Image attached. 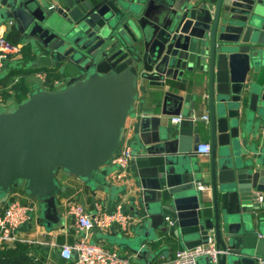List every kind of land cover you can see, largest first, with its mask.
I'll return each mask as SVG.
<instances>
[{
  "label": "water",
  "instance_id": "1",
  "mask_svg": "<svg viewBox=\"0 0 264 264\" xmlns=\"http://www.w3.org/2000/svg\"><path fill=\"white\" fill-rule=\"evenodd\" d=\"M3 4L24 44L66 82L0 111V203L19 189L40 203V221L52 224L66 190L59 172L111 189L109 161L140 87H153L154 107L137 118L142 144L131 161L139 181L135 211L145 224L123 243L148 259L156 237L154 245L178 241L187 249L212 238L224 252L201 264H257L264 256V206L257 202L264 167L255 156L244 159L243 146L260 144L264 125V0ZM198 81L209 89L207 161L191 158L202 117L191 109L179 123L163 119L183 112L177 83Z\"/></svg>",
  "mask_w": 264,
  "mask_h": 264
},
{
  "label": "crops",
  "instance_id": "2",
  "mask_svg": "<svg viewBox=\"0 0 264 264\" xmlns=\"http://www.w3.org/2000/svg\"><path fill=\"white\" fill-rule=\"evenodd\" d=\"M208 1L214 3L216 2V0ZM11 20L14 19L7 15L6 6L3 4V0H0V39L1 37L5 38L7 41L17 45L19 48V52L11 53L9 55L4 67L0 71V107L7 106V108L17 104L14 96L15 94L12 90H10L11 86L7 87L8 85L4 86L3 83H1L2 78L7 76L11 69L23 67L25 70L33 71L32 73L25 75L26 93L28 96L36 91L34 87L37 83H39L36 76L39 72H45L47 74L49 85L52 83L58 85L60 83V87H62L66 82V76L61 73L59 68L48 64L44 60L37 59L41 53L36 54L33 52L34 50L32 47L24 44V40L20 39V34L15 25L10 24ZM23 46H28L29 52H31L32 58L29 61L23 59L24 54L21 52V48ZM50 75H52L53 81H49ZM187 83L188 84L182 82L177 83V85L175 83L180 93L184 96V106L181 114L186 116L192 109V112H194V115L197 117L207 115L208 119H204L205 122L201 123L198 128L195 129V132L200 135L201 143L212 144L211 134L207 123L210 118V108L207 103L209 93L208 85L203 81ZM2 89H6V94L2 91ZM153 102V87H140L139 95L135 103V112L127 119L124 136L121 141L122 144L131 146L134 152H138L142 144L141 135L138 130L139 126L137 125V118L145 111L152 110L154 107ZM193 102H195V107L192 105ZM171 118L172 117H166L163 119L171 122ZM258 119L259 117L256 116V121H258ZM262 122L264 123V120H262ZM260 132V144L256 140H252L253 142L250 143V146H243V156L244 159L253 158L255 156L260 165L264 167V125ZM191 158L199 161H207L209 159V155H198L196 150H194ZM108 166L110 167V165ZM111 175L112 172L110 171L107 179L111 181L113 187L111 189L103 190L100 187L90 188L86 184L77 181L74 177L67 176L62 171L59 172L57 175V181L61 185L66 186L67 194H61L58 196L57 202L60 219L58 223L52 224L45 221L42 223L40 221L42 209L39 202L27 194L22 193L19 189L14 190L19 192V200L22 202L32 203L36 208V211L29 222L25 223L18 230V235L21 238L30 240L25 242L31 246L30 254L37 259H45L44 264H71L65 258L61 257V245L64 243L74 244L80 240L79 238L81 237L82 232L77 229L75 221L68 214V203L70 201L81 202L90 212H95L99 204H102L108 211H114L118 204H122L123 210L132 214L135 219L129 231L120 232L116 227L107 231L93 229L89 232L88 239L95 243H101L110 249H115L118 252L120 251L127 256L133 257L139 262L147 264H151L150 262L155 263L160 260L161 256L173 255L176 249L184 248L178 241L174 243L175 245L168 241H161L158 246H161L163 250L158 253V246L156 248L154 247V243L157 242L158 238L156 237L148 244V248L151 251V257L148 259H141L136 255V253L129 250L123 241H125V239L135 238V235H137V232L140 230L141 224H145V219L140 218L135 211L137 205L140 206V200L137 197V190L139 188L138 171H133L131 165L130 175L124 183L112 181ZM203 183L204 185H207L206 182ZM114 187L116 190H114ZM6 206L7 202L0 203V213L5 210ZM159 235L160 234H157V236ZM171 246H173V249H171ZM202 260V258L199 259L198 263L201 264L203 262Z\"/></svg>",
  "mask_w": 264,
  "mask_h": 264
},
{
  "label": "built area",
  "instance_id": "3",
  "mask_svg": "<svg viewBox=\"0 0 264 264\" xmlns=\"http://www.w3.org/2000/svg\"><path fill=\"white\" fill-rule=\"evenodd\" d=\"M14 25V20L10 21ZM19 52L17 45L0 39V71L5 65L11 53ZM37 79L43 88H47L48 79L45 72H39ZM18 78L13 82H17ZM12 83V84H13ZM12 84L8 85L10 87ZM49 89V88H47ZM184 116L182 114L172 116L171 122L179 123ZM207 120L208 116H203ZM211 144L200 143L196 148L198 155H209ZM136 153L127 144L120 145L117 153L109 161L112 169V181L126 182L130 175L131 161L134 160ZM109 182H111L109 180ZM204 186L200 185V188ZM257 202L260 207L264 206V194L257 193ZM35 205L19 200V192L12 191L7 201L5 210L0 213V246L9 244L14 246L17 242H28L18 235V230L25 223L29 222L35 213ZM68 214L75 221L77 229L82 232L81 237L74 244L64 243L61 245L60 255L71 264H147L137 261L131 256H127L120 251L110 249L103 244L92 242L88 239V234L93 229L107 231L116 227L120 232H127L134 222V216L123 210L122 204H118L114 211H108L99 204L95 212H90L81 202L70 201L68 203ZM169 224L173 222L169 220ZM264 238V235H261ZM224 251L218 248L214 239H210L207 244L199 245L194 248L176 249L173 255H163L160 260L152 264H198L199 259L211 257L217 259ZM257 264H264V256L257 257Z\"/></svg>",
  "mask_w": 264,
  "mask_h": 264
},
{
  "label": "trees",
  "instance_id": "4",
  "mask_svg": "<svg viewBox=\"0 0 264 264\" xmlns=\"http://www.w3.org/2000/svg\"><path fill=\"white\" fill-rule=\"evenodd\" d=\"M21 52L24 54V60H30L31 52H29L28 46H23ZM33 71L25 70V68H14L11 69L10 73L7 76L2 78L3 85L12 84L16 78L18 81L13 83L10 87V90L14 92L15 100L17 104H20L22 101L26 100L29 96L26 93V74L32 73ZM23 74V75H21ZM21 75V76H20ZM48 88L49 83H48ZM9 89V88H8ZM52 89V88H51ZM6 94V89L3 90ZM61 194H67V191L61 192ZM158 244L154 245L156 248ZM31 246L28 243L17 242L14 246L9 244H3L0 246V264H44L45 259H37L30 254Z\"/></svg>",
  "mask_w": 264,
  "mask_h": 264
},
{
  "label": "rangeland",
  "instance_id": "5",
  "mask_svg": "<svg viewBox=\"0 0 264 264\" xmlns=\"http://www.w3.org/2000/svg\"><path fill=\"white\" fill-rule=\"evenodd\" d=\"M52 78H53L52 75H50V76H49V81H50V80L53 81ZM60 86H61L60 83H59L58 85H57V84H54V83H52V84L49 85L50 88H55V89H58ZM47 87H48V85H47ZM42 88H43L42 85H40L39 83H37V84L35 85V87H34V89L36 90L35 92L40 91V89H42ZM16 105H17V104H16ZM6 108H7V106L0 107V111L5 110ZM112 169H113V168H110V171H112ZM262 231H263V233H264V227H263V226H262Z\"/></svg>",
  "mask_w": 264,
  "mask_h": 264
}]
</instances>
